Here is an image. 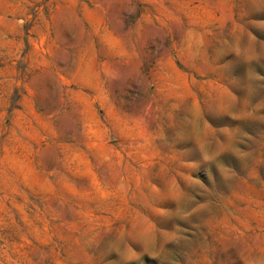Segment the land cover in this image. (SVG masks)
I'll return each instance as SVG.
<instances>
[{"label":"rangeland","instance_id":"1","mask_svg":"<svg viewBox=\"0 0 264 264\" xmlns=\"http://www.w3.org/2000/svg\"><path fill=\"white\" fill-rule=\"evenodd\" d=\"M0 264H264V0H0Z\"/></svg>","mask_w":264,"mask_h":264}]
</instances>
